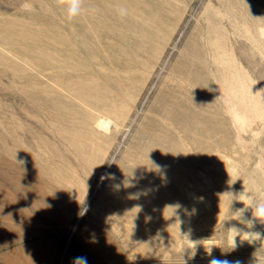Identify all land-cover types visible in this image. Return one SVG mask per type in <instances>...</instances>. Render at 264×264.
I'll use <instances>...</instances> for the list:
<instances>
[{
    "label": "rangeland",
    "instance_id": "obj_1",
    "mask_svg": "<svg viewBox=\"0 0 264 264\" xmlns=\"http://www.w3.org/2000/svg\"><path fill=\"white\" fill-rule=\"evenodd\" d=\"M68 7L0 0V264H264V0Z\"/></svg>",
    "mask_w": 264,
    "mask_h": 264
},
{
    "label": "clouds",
    "instance_id": "obj_2",
    "mask_svg": "<svg viewBox=\"0 0 264 264\" xmlns=\"http://www.w3.org/2000/svg\"><path fill=\"white\" fill-rule=\"evenodd\" d=\"M58 4H67L68 7V13H67V18L69 20L74 19L76 16H78L81 13V3L82 0H56ZM119 13L121 16L127 15V9H119ZM254 218L258 219L260 222L264 223V202L259 203L255 208H254ZM252 226V224H250ZM238 232V230H237ZM251 234V233H249ZM260 238V234L258 233L257 239ZM248 240H253L250 237L245 238ZM235 242H234V247H235ZM233 247V248H234ZM209 251V250H208ZM211 254V250L209 251V255ZM74 264H87V258L86 257H76L74 259ZM209 264H229L228 261H220L215 258L211 259L209 261ZM236 264H239L237 261Z\"/></svg>",
    "mask_w": 264,
    "mask_h": 264
},
{
    "label": "bare ground",
    "instance_id": "obj_3",
    "mask_svg": "<svg viewBox=\"0 0 264 264\" xmlns=\"http://www.w3.org/2000/svg\"><path fill=\"white\" fill-rule=\"evenodd\" d=\"M103 121H104V120H103ZM103 121H102V122H103ZM103 124H105V122H103ZM103 127H104V126H103Z\"/></svg>",
    "mask_w": 264,
    "mask_h": 264
}]
</instances>
